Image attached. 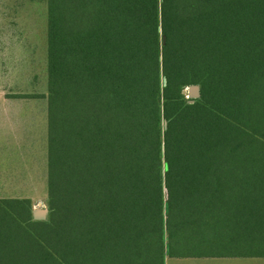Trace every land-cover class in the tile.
Returning <instances> with one entry per match:
<instances>
[{"label":"trees","instance_id":"trees-1","mask_svg":"<svg viewBox=\"0 0 264 264\" xmlns=\"http://www.w3.org/2000/svg\"><path fill=\"white\" fill-rule=\"evenodd\" d=\"M47 76L48 213L0 199V264L264 257V0H47Z\"/></svg>","mask_w":264,"mask_h":264},{"label":"crops","instance_id":"crops-1","mask_svg":"<svg viewBox=\"0 0 264 264\" xmlns=\"http://www.w3.org/2000/svg\"><path fill=\"white\" fill-rule=\"evenodd\" d=\"M36 12V0H0V68L1 61L12 56L20 58L26 51L20 45L30 39L27 29L35 26ZM1 76L0 73V190L12 186L41 188L46 164L43 137L47 135L42 104L37 98H8ZM195 259V264H264V257Z\"/></svg>","mask_w":264,"mask_h":264},{"label":"rangeland","instance_id":"rangeland-1","mask_svg":"<svg viewBox=\"0 0 264 264\" xmlns=\"http://www.w3.org/2000/svg\"><path fill=\"white\" fill-rule=\"evenodd\" d=\"M37 12L35 26L29 31L27 44L20 47L26 48L20 54L11 59L1 61L0 68L2 86L8 98H37L42 104L44 111V123L47 129V100L44 95L47 93V0H36ZM13 46V45H12ZM17 55V54H15ZM188 95L187 93H184ZM46 144L43 186L34 187H7L1 189L0 198H30L33 202V212L36 210H47L45 203L47 197V135H44ZM11 147H14L12 144ZM13 166V165H12ZM11 184H15L12 182ZM197 259L170 258L167 264H195Z\"/></svg>","mask_w":264,"mask_h":264},{"label":"water","instance_id":"water-1","mask_svg":"<svg viewBox=\"0 0 264 264\" xmlns=\"http://www.w3.org/2000/svg\"><path fill=\"white\" fill-rule=\"evenodd\" d=\"M188 92V97L190 98H198L200 96V87L198 85H191L186 90L183 91V93ZM48 213V210H36L33 212L34 217L36 219H43L45 218L46 214Z\"/></svg>","mask_w":264,"mask_h":264}]
</instances>
